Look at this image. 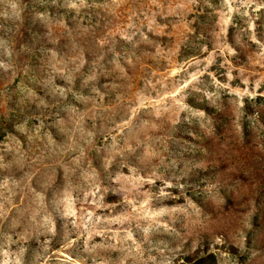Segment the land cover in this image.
Masks as SVG:
<instances>
[{
  "label": "rangeland",
  "instance_id": "374dc122",
  "mask_svg": "<svg viewBox=\"0 0 264 264\" xmlns=\"http://www.w3.org/2000/svg\"><path fill=\"white\" fill-rule=\"evenodd\" d=\"M0 264H264V0H0Z\"/></svg>",
  "mask_w": 264,
  "mask_h": 264
}]
</instances>
